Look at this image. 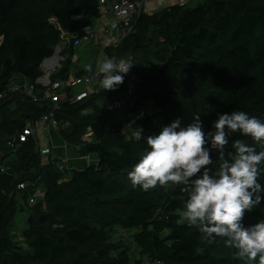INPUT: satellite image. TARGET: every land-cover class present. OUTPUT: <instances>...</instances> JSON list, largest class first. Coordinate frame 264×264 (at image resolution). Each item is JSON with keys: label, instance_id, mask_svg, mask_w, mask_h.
Listing matches in <instances>:
<instances>
[{"label": "trees", "instance_id": "1", "mask_svg": "<svg viewBox=\"0 0 264 264\" xmlns=\"http://www.w3.org/2000/svg\"><path fill=\"white\" fill-rule=\"evenodd\" d=\"M98 3L0 0V264H245L219 238L208 243L187 226L188 192L171 184L133 187L128 173L147 145L127 138L139 127L145 136L157 134L177 117L188 124L197 114L205 131L233 110L264 120V0H202L142 14L126 38L104 50V58L133 65L124 82L112 91L94 88L80 102L71 101L76 88H64L53 110L45 88L35 85L44 76L42 64L60 50L50 84L93 73L77 66L78 59L72 65L73 43L97 18ZM15 78L34 86V97L10 93ZM129 87L134 106L126 123L143 115L126 128L106 106ZM51 114L67 150L89 158L85 167L44 162L34 138L19 141ZM236 139L254 144L233 133ZM259 182L264 185V176ZM20 184L28 186L20 191ZM34 194L36 202L29 203ZM25 210V228L15 241L13 221ZM260 219L264 205L247 212L243 223Z\"/></svg>", "mask_w": 264, "mask_h": 264}, {"label": "clouds", "instance_id": "2", "mask_svg": "<svg viewBox=\"0 0 264 264\" xmlns=\"http://www.w3.org/2000/svg\"><path fill=\"white\" fill-rule=\"evenodd\" d=\"M132 66L113 56L97 66L96 75L103 89L112 91ZM86 70L92 73L93 66ZM139 129L127 138L147 145L128 173L133 187L149 191L171 184L188 192L182 216L188 227H195L208 243L219 238L234 248L236 260L264 264V219L243 223L247 212L264 205V185L259 182L264 176V120L233 110L219 114L208 131L199 114L188 124L177 117L154 135L145 136ZM233 133L250 137L254 144L231 140ZM214 163L218 167L212 171ZM204 251L195 249L197 254Z\"/></svg>", "mask_w": 264, "mask_h": 264}, {"label": "built area", "instance_id": "3", "mask_svg": "<svg viewBox=\"0 0 264 264\" xmlns=\"http://www.w3.org/2000/svg\"><path fill=\"white\" fill-rule=\"evenodd\" d=\"M146 3L147 0H99L97 18L94 19L91 26H87L84 28L82 36L76 38L73 43V47L75 49L80 46H84L87 50L97 49L98 57L97 63H94L95 68L93 73L90 76H84L81 79H76L74 78V75H70V80H68L67 82H59L56 84H50L48 79H45L46 81L44 82V77H42L35 83V85H40L45 88L43 97L44 99L51 101V103L53 104V110L57 109L58 91L67 87L76 88L77 90L71 101L80 102L89 96L92 89L98 87L99 79L96 75V68L100 63H102L100 59H105V48L118 45L132 32L134 24L139 19V17L144 14ZM59 52L60 50L58 49L56 51V55H58ZM54 57L56 59V56ZM51 59L52 58L47 59L44 63L51 61ZM57 68H59L58 62L48 71H51V69L55 70ZM42 69L45 70L43 67ZM48 75L49 72L47 73V77ZM99 88L103 89L102 86ZM34 90L35 87L29 85L26 82H24L23 84L14 82L9 87L10 93L22 92L29 97H34ZM133 103L134 101L132 100V88L129 87L122 99L111 102L106 107L113 110L117 114V119L123 126H126V128H131L135 124H137V122L143 115V112H141L137 117L129 119V122L126 123L128 113L134 106ZM52 129L54 131H57L58 124L51 114L48 117H43L39 122H37L34 128L29 127L25 129L23 131V134L19 137V141L22 142L24 140H27L29 137L34 138L38 147V152L43 158L44 162H46L47 158H49L52 162L57 160V165L59 167H67L71 163V161L76 162L77 158H72V160L70 161L66 144L62 145L63 147H56L54 145L51 135ZM38 130L40 131V135H37ZM88 137L89 134L84 137V140L88 141ZM57 149L62 151L61 156H56L55 151ZM89 161L90 160L87 157V162ZM0 171H2L1 166ZM27 186V184H20L17 189L21 191L27 188ZM37 198L38 194H34L28 199V202H36Z\"/></svg>", "mask_w": 264, "mask_h": 264}, {"label": "rangeland", "instance_id": "4", "mask_svg": "<svg viewBox=\"0 0 264 264\" xmlns=\"http://www.w3.org/2000/svg\"><path fill=\"white\" fill-rule=\"evenodd\" d=\"M201 1L202 0H200V2ZM200 2L199 1H192L188 5L190 7H194ZM57 50L58 49H56V51ZM56 51H55V54H54V56H56V59H51V61L43 63L42 67L45 69V70H43L44 71V76H43L44 77V79H43L44 82L48 79L47 73L49 72V74H50V72L54 71V69H51V71H48V70H50V68H52V66L57 64V62L59 61L58 55H56ZM97 57H98V52H97L96 49L87 50L84 46H80V47L76 48V54L74 55V58L72 60V65L75 66L76 65V62H75L76 60L75 59H78L77 66H80V67H83L84 69H86L87 65H89L90 63H92V62L93 63H95V62L97 63ZM100 61L103 62V59H100ZM55 67H57V66H55ZM16 80H17V78H15L14 81L16 82ZM98 87H101L100 82L98 83ZM146 109H147L148 112H153V109L150 106L146 107ZM51 131L54 134V135L51 134L52 138H53L54 145L57 146V147L62 146L63 142L59 139V137H57V135L55 134L56 132L53 129ZM37 135H40V131L39 130L37 131ZM68 156H69L70 161L72 160V158H77L76 154H72L71 153V150H68ZM92 158L93 157H91V160H92ZM77 160H79V161L83 160V167H85L87 165V163H88L87 162V157H80V158H77ZM26 216H27L26 210L23 211V212H17V214L15 216V219H14L13 225H12V235H13V239L15 241H17L19 239L16 236L19 235V233L22 232V230H24V228H25ZM119 234L122 235V233H119Z\"/></svg>", "mask_w": 264, "mask_h": 264}, {"label": "crops", "instance_id": "5", "mask_svg": "<svg viewBox=\"0 0 264 264\" xmlns=\"http://www.w3.org/2000/svg\"><path fill=\"white\" fill-rule=\"evenodd\" d=\"M192 1H199L200 2V0H147L144 13L151 14V13H154V12L160 10L161 8L167 7L169 5L190 4V2H192ZM75 54H76V52H75ZM55 153H56V156H61V152L59 150H56ZM74 166L82 168L83 167V160H81V161L78 160L76 162H71L69 164V167H74Z\"/></svg>", "mask_w": 264, "mask_h": 264}, {"label": "water", "instance_id": "6", "mask_svg": "<svg viewBox=\"0 0 264 264\" xmlns=\"http://www.w3.org/2000/svg\"><path fill=\"white\" fill-rule=\"evenodd\" d=\"M52 59H55V57H52ZM45 61H46V60H45ZM45 61H44V62H45ZM44 62H43V63H44Z\"/></svg>", "mask_w": 264, "mask_h": 264}]
</instances>
